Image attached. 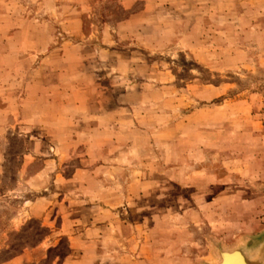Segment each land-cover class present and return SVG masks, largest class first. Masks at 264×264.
Here are the masks:
<instances>
[{
    "label": "rangeland",
    "instance_id": "1",
    "mask_svg": "<svg viewBox=\"0 0 264 264\" xmlns=\"http://www.w3.org/2000/svg\"><path fill=\"white\" fill-rule=\"evenodd\" d=\"M262 243L264 0H0V264Z\"/></svg>",
    "mask_w": 264,
    "mask_h": 264
},
{
    "label": "bare ground",
    "instance_id": "2",
    "mask_svg": "<svg viewBox=\"0 0 264 264\" xmlns=\"http://www.w3.org/2000/svg\"><path fill=\"white\" fill-rule=\"evenodd\" d=\"M215 251L217 257L214 264H264V243L261 246H236L222 251L218 248Z\"/></svg>",
    "mask_w": 264,
    "mask_h": 264
}]
</instances>
